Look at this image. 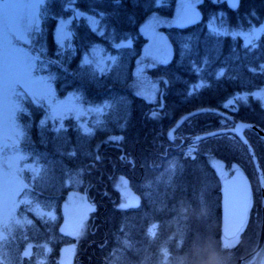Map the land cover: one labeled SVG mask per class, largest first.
<instances>
[{
	"label": "trees",
	"instance_id": "obj_1",
	"mask_svg": "<svg viewBox=\"0 0 264 264\" xmlns=\"http://www.w3.org/2000/svg\"><path fill=\"white\" fill-rule=\"evenodd\" d=\"M176 1L45 0L36 39L45 62L41 72L53 79L58 98L77 94L84 106L102 111L58 123L44 120L40 105L26 103L28 111L18 114L23 136L16 144L38 171L32 177L24 172L17 195L22 222L1 246L0 264H60V251L69 243L77 247L74 264H235L253 251L262 224L254 165L234 134L207 135L237 121L264 130V107L254 96L264 91V27L247 44L241 36L212 30L208 22L215 18L227 31L264 26V0H241L235 11L224 0H204L200 21L164 27L173 56L148 67L151 79L164 78L154 103L130 88L147 43L140 28L152 14L172 16ZM86 17L95 18L94 28ZM63 19H70L64 47L55 37ZM97 46L113 61L104 71L84 61ZM207 107L228 113L232 121L201 113L168 138L179 117ZM80 121L87 124L83 129ZM245 136L264 171V141L250 129ZM212 158L242 169L252 184L249 218L236 244L221 234L222 180ZM117 176L129 180L138 205L118 206ZM71 191L95 205L88 234L80 239L61 229ZM263 259L264 246L252 264H264Z\"/></svg>",
	"mask_w": 264,
	"mask_h": 264
},
{
	"label": "rangeland",
	"instance_id": "obj_2",
	"mask_svg": "<svg viewBox=\"0 0 264 264\" xmlns=\"http://www.w3.org/2000/svg\"><path fill=\"white\" fill-rule=\"evenodd\" d=\"M44 2L45 0H0V249L8 234L22 222L17 215V195L25 185L24 172L28 171L32 177L38 171V167L28 162L26 155L17 146L23 136L22 126L17 119L18 114L28 111L27 104L30 103L40 105L44 109V120L54 122L56 119L58 123L68 116L78 120L85 114H99L102 111L100 107L84 106L77 94L58 98L55 96L53 79L41 72L45 62L42 64L36 39ZM200 3V0H177L172 16L152 14L143 22L140 31L147 38V43L137 60V64L142 65L139 75L137 74L130 83V88L136 94L151 102H158L161 81L164 78L151 79L146 72L150 65L168 63L172 59L173 48L163 28L186 27L200 21ZM78 15L85 16L79 13ZM86 18L94 28L95 18ZM69 25L70 19L60 20L57 24L55 37L62 47L70 37ZM208 25L218 33L229 32L241 36L247 44H252L264 27L251 25L227 31L219 28L215 18H211ZM84 61L93 64L100 71L106 70L113 62L98 46L85 56ZM254 96L261 100L264 107V91H257ZM85 125L87 124L84 121H80L81 129L86 127ZM191 151L192 147H188L187 153ZM211 163L221 180L227 179L236 169L235 166L227 168L217 158H212ZM113 187L119 192V207L128 208L140 203V197L126 177L117 176ZM94 209L95 205L84 193L69 192L63 203V233L75 239L86 236L89 218ZM48 215L53 216L52 213ZM230 243L236 244V241L232 240ZM76 250L75 243L64 245L60 251V264H74Z\"/></svg>",
	"mask_w": 264,
	"mask_h": 264
},
{
	"label": "water",
	"instance_id": "obj_3",
	"mask_svg": "<svg viewBox=\"0 0 264 264\" xmlns=\"http://www.w3.org/2000/svg\"><path fill=\"white\" fill-rule=\"evenodd\" d=\"M224 1L228 9L235 11L229 7V2H234V0ZM240 2L241 0H239V6ZM201 113H214L229 121H232L231 116L220 109L208 107L195 109L177 119L174 125L167 132L168 138L170 139V135L173 138L175 132L184 124L185 121ZM247 129L255 132L259 136V138L264 141V130L253 123L244 121L234 122L232 127L216 130L210 132L207 135L215 136L225 133H231L234 134L242 142V144L248 151L254 165L261 192L262 224L258 242L253 251L239 258L235 264L254 263L258 256L261 254L264 246V171L253 146L245 136V131ZM172 138L170 140H172ZM220 196L221 234L225 239L231 240L235 238L246 225L251 207L252 184L242 169H235L227 179L222 180L220 187Z\"/></svg>",
	"mask_w": 264,
	"mask_h": 264
},
{
	"label": "snow or ice",
	"instance_id": "obj_4",
	"mask_svg": "<svg viewBox=\"0 0 264 264\" xmlns=\"http://www.w3.org/2000/svg\"><path fill=\"white\" fill-rule=\"evenodd\" d=\"M115 2H116V3H119L120 0H115ZM200 2L203 3L204 0H200ZM212 2H213V3H217L218 0H212ZM229 7L232 8L233 10L238 9V7H239V0H234V2H229ZM245 38L247 39L248 37H245ZM155 117H156V114L153 113L152 118H155ZM171 138H172V137H171V135H170V139H171Z\"/></svg>",
	"mask_w": 264,
	"mask_h": 264
},
{
	"label": "flooded vegetation",
	"instance_id": "obj_5",
	"mask_svg": "<svg viewBox=\"0 0 264 264\" xmlns=\"http://www.w3.org/2000/svg\"><path fill=\"white\" fill-rule=\"evenodd\" d=\"M242 231H243V229H242ZM242 231L234 239H232V240L237 242L238 239H240V236H241Z\"/></svg>",
	"mask_w": 264,
	"mask_h": 264
}]
</instances>
